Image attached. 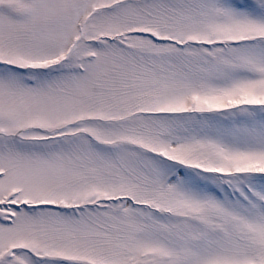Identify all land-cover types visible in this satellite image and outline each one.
I'll list each match as a JSON object with an SVG mask.
<instances>
[{
    "label": "snow or ice",
    "instance_id": "snow-or-ice-1",
    "mask_svg": "<svg viewBox=\"0 0 264 264\" xmlns=\"http://www.w3.org/2000/svg\"><path fill=\"white\" fill-rule=\"evenodd\" d=\"M0 264H264V0H0Z\"/></svg>",
    "mask_w": 264,
    "mask_h": 264
}]
</instances>
